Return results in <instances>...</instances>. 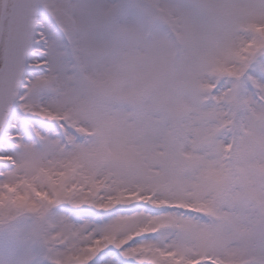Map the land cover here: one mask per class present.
I'll use <instances>...</instances> for the list:
<instances>
[{
  "label": "snow or ice",
  "instance_id": "1",
  "mask_svg": "<svg viewBox=\"0 0 264 264\" xmlns=\"http://www.w3.org/2000/svg\"><path fill=\"white\" fill-rule=\"evenodd\" d=\"M0 229L49 264H264V0H0Z\"/></svg>",
  "mask_w": 264,
  "mask_h": 264
},
{
  "label": "rangeland",
  "instance_id": "2",
  "mask_svg": "<svg viewBox=\"0 0 264 264\" xmlns=\"http://www.w3.org/2000/svg\"><path fill=\"white\" fill-rule=\"evenodd\" d=\"M83 3L100 2V0H82ZM33 223V218L28 215L18 217L15 221V229L18 235L22 238L31 224ZM30 250H34L39 253V259L43 264H49L47 259L43 256V252L40 245H17L12 242V236L9 232L0 229V264H8V261L12 260L17 262L23 261L25 257L29 254Z\"/></svg>",
  "mask_w": 264,
  "mask_h": 264
}]
</instances>
